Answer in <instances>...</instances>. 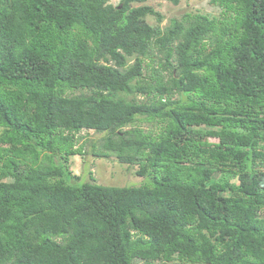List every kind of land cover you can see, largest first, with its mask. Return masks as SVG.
I'll return each instance as SVG.
<instances>
[{"label": "trees", "instance_id": "16d2710c", "mask_svg": "<svg viewBox=\"0 0 264 264\" xmlns=\"http://www.w3.org/2000/svg\"><path fill=\"white\" fill-rule=\"evenodd\" d=\"M147 1L0 0V264H264V0ZM83 130L148 181H78Z\"/></svg>", "mask_w": 264, "mask_h": 264}, {"label": "rangeland", "instance_id": "374dc122", "mask_svg": "<svg viewBox=\"0 0 264 264\" xmlns=\"http://www.w3.org/2000/svg\"><path fill=\"white\" fill-rule=\"evenodd\" d=\"M119 0H110L112 5H117ZM145 5L152 7L155 11L163 16V20L158 24L154 17L147 16L146 21L151 26L159 25L164 28L169 25L171 19H180L184 14H202L209 18L219 17L220 9L210 3V0H180L177 5H173L165 0H148ZM146 70L144 69V72ZM140 99V98H139ZM178 99V97L173 98ZM182 100H186L182 97ZM144 130H153V134L158 132L156 125L148 126V124H139ZM101 134L94 133L91 130H83L75 135L76 147H82L83 156H70L67 162L69 171L78 181L91 182L110 187H139L146 183L148 179L135 175L137 166L118 163L114 157L98 158L92 155L100 149L102 143ZM211 142H216V139L210 138ZM92 144L96 145L92 149ZM217 180L224 182H236V178L231 174H222L216 177ZM261 215V213H260ZM156 264H175L156 262Z\"/></svg>", "mask_w": 264, "mask_h": 264}]
</instances>
